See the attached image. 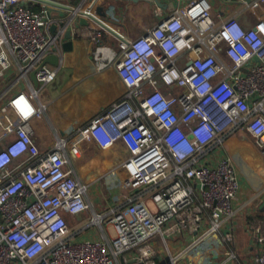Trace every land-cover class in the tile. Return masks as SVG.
I'll use <instances>...</instances> for the list:
<instances>
[{
	"label": "built area",
	"instance_id": "1",
	"mask_svg": "<svg viewBox=\"0 0 264 264\" xmlns=\"http://www.w3.org/2000/svg\"><path fill=\"white\" fill-rule=\"evenodd\" d=\"M26 1L0 0V80L14 62L20 79H28L54 48L61 56L66 28L53 33L50 11L37 12ZM173 1L169 9L163 0H148L154 23L119 50L105 44L102 29L69 25L96 44L95 68L115 65L126 89L86 127L101 148L120 144L128 151L130 193L122 207L93 209L66 138L47 152L37 146L31 120L47 111L33 102L38 89L30 85V95L10 99L18 122L15 138L0 150V264H159L152 245L158 236L169 252L164 264H180L235 216L241 184L223 139L246 130L264 153V19L246 26L237 16L214 14L209 0ZM57 68L38 70L42 87L56 81ZM87 212L85 228L99 227L102 238L73 240L79 232H71L66 216ZM252 229L262 245L253 264H264V229L260 223ZM186 234L194 238L173 255L168 239ZM223 239L231 248L233 234Z\"/></svg>",
	"mask_w": 264,
	"mask_h": 264
},
{
	"label": "crops",
	"instance_id": "2",
	"mask_svg": "<svg viewBox=\"0 0 264 264\" xmlns=\"http://www.w3.org/2000/svg\"><path fill=\"white\" fill-rule=\"evenodd\" d=\"M209 1L214 14L221 12L224 18L237 16L246 26L264 19V5H252L251 0L239 1L230 7L222 0ZM83 2L82 13L75 16L73 25L102 29L103 41L116 50H119L120 43L133 38V31L145 30L153 23L152 14L149 16L146 13L147 9H152L148 0H58L55 4L49 3V0L26 1L37 12L49 10L56 23L71 17ZM163 2L169 9L174 8L173 0ZM99 6L105 7L107 17L98 14L96 8ZM80 17L87 19L89 26H81ZM69 41L73 42L72 50L65 51L63 45ZM61 43V65L57 68L54 83L45 87L39 84L36 87L30 77L31 72L28 79H20V69L16 62L1 78L0 150L16 136L18 116L8 107V103L20 92L30 95L32 85L40 91L39 98L33 100L34 104L47 107L42 117L31 120L37 146L42 152H47L53 149L57 138H66L71 146V149L68 146L71 166L79 177L81 173L85 174L86 178L80 177L81 180L89 187L93 186L96 192V202L91 201L93 209L98 213H106L110 209L122 207L126 195L130 193V189L124 187L128 177L123 165L128 151L120 144L109 149L101 148L89 136L86 127L94 117L120 101L125 96L126 89L115 65L104 71L95 68L93 52L96 44L90 38L77 37L73 33L72 38L67 39L64 33ZM223 146L234 164L241 184L238 198L234 202L235 216L224 223L219 233L210 236L196 250L185 255L180 264H253L262 253V245L254 239L252 227L260 223L264 229V153L246 130L226 136ZM209 161L213 166L216 165L213 162L216 160ZM100 184H103V189ZM91 214L92 212H87L76 217L69 216L79 233L89 229L85 226ZM208 225L209 221H206L205 226ZM228 233H232L234 237L231 248L223 239ZM92 234H86L84 239H96V233ZM193 238L189 234L169 238L170 252L173 255L180 254ZM152 245L159 253L157 262L164 264L169 252L163 239L160 236L153 238ZM230 249L233 250L234 258H231Z\"/></svg>",
	"mask_w": 264,
	"mask_h": 264
},
{
	"label": "water",
	"instance_id": "3",
	"mask_svg": "<svg viewBox=\"0 0 264 264\" xmlns=\"http://www.w3.org/2000/svg\"><path fill=\"white\" fill-rule=\"evenodd\" d=\"M56 1H58V0H49V3L55 4ZM87 1L91 2V0H87ZM130 1L137 2L139 0H130ZM85 2H83V4L80 5L79 8L76 9L79 13H82L80 11H81L83 5L85 4ZM96 11L98 12L99 15H101L103 17H107V12H106L104 6L97 7ZM75 16H76V14H73L71 19H63L60 22L53 24V26L51 28V31L53 33H56L59 28H61V27L62 28H66L65 37L67 39H71L72 38V29L68 28V27L71 24V22H73L75 20ZM49 18H53L51 12H49ZM80 25L81 26H89V22L87 21V19L80 17ZM72 46H73V42L69 41V42H67V43H65L63 45V49L65 51H71L72 50ZM45 64H50V65H52L54 67H59L61 65V56H60V54H58V49L57 48H54L53 49V53L47 55L45 57V59L43 60V62L37 68H35L34 70L31 71L30 77L33 80V82H34L36 87H38L39 84H40L39 81H38V78H37V72ZM62 134L63 135L65 134L64 131H62Z\"/></svg>",
	"mask_w": 264,
	"mask_h": 264
},
{
	"label": "rangeland",
	"instance_id": "4",
	"mask_svg": "<svg viewBox=\"0 0 264 264\" xmlns=\"http://www.w3.org/2000/svg\"><path fill=\"white\" fill-rule=\"evenodd\" d=\"M152 9H147L148 12H146L149 16H153V20L151 22L154 23L155 21V7H151ZM150 22V23H151ZM144 30H141V31H138V32H135L133 31V38H136L137 36H139ZM162 89H164L165 87L162 85L161 86ZM69 149H71V146L69 144ZM80 177L81 178H86L85 174H80ZM83 178V179H84ZM101 185V184H100ZM101 189H103V184L100 186ZM88 195H89V198L90 200L94 203L96 202V192L94 190V187L93 186H90L89 187V191H88ZM110 200V199H109ZM101 213H105V212H101ZM67 217V220L69 222V225H70V228H71V232L74 234L78 231L77 227L75 226V224L71 221L70 217L69 216H66ZM87 232H81L79 233L76 237L73 238V240H78V241H81L84 239L85 235L88 234V235H93L92 233H96V239H101L102 238V232L100 230L99 227H91L89 228L88 230H86ZM110 232L112 234V229H110Z\"/></svg>",
	"mask_w": 264,
	"mask_h": 264
}]
</instances>
